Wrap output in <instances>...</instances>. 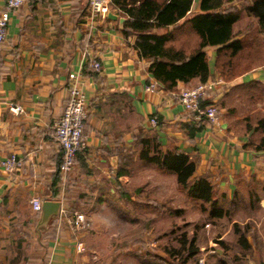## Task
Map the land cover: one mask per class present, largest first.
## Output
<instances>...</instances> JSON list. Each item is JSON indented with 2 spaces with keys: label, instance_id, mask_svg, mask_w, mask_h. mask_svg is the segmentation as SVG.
<instances>
[{
  "label": "crops",
  "instance_id": "0c3cea01",
  "mask_svg": "<svg viewBox=\"0 0 264 264\" xmlns=\"http://www.w3.org/2000/svg\"><path fill=\"white\" fill-rule=\"evenodd\" d=\"M3 5L0 0V8ZM86 6L87 0H25L9 10L6 36L0 42V159L13 152L20 163L10 172L0 165V264H92L94 251L86 250L85 232L70 226L68 211H82L90 227V222L109 224L97 218L103 211L124 212L119 217L129 220L136 219L128 215L140 206L177 210L175 174L138 156V138L151 132L163 150L186 152L195 161L194 174L206 176L217 196L225 195L228 214L209 218L216 222L226 218L229 223L223 231L212 230L207 239L222 247L210 245L213 251L206 252L203 264H264V150L244 146L246 134L228 126L223 107H218L216 121H203L189 136V112L178 102L177 93L199 80L179 81L175 89L165 90L148 71L149 60L138 55L134 35L123 34L122 13L112 9L115 18L107 13L89 26ZM197 10L194 0L187 14ZM242 17L253 19L245 9ZM206 53L207 80L216 79L213 48L207 47ZM92 59L100 62V70L83 71L86 147L78 151L66 183L60 179L53 184L61 149L52 124L68 99V73ZM253 78L264 81V63L233 82ZM152 81L155 87L145 90ZM227 83L231 82L222 80L218 85L224 89ZM218 85L206 102L223 94ZM11 105L23 110L15 113ZM152 115L157 118L154 125L149 122ZM144 171L173 175L174 188L168 194L159 187L145 192L138 185L130 188L128 182L145 178ZM32 196L60 201L59 214L39 235L34 229L39 212L31 209ZM233 198L234 204L229 203ZM233 223L244 234L248 244L244 250L223 248L226 242L240 246ZM77 240L83 242V251L76 250Z\"/></svg>",
  "mask_w": 264,
  "mask_h": 264
},
{
  "label": "trees",
  "instance_id": "16d2710c",
  "mask_svg": "<svg viewBox=\"0 0 264 264\" xmlns=\"http://www.w3.org/2000/svg\"><path fill=\"white\" fill-rule=\"evenodd\" d=\"M193 1L111 0V9H118L125 17L121 28L123 34L134 35L133 46L138 55L149 60L148 71L165 90L175 89L179 81L186 83L197 78L204 82L208 79L210 69L207 47L213 48V67L218 77H222L225 82H232L255 67L250 61L254 58L251 55L260 44L264 45V39L257 36L264 32V0H246L243 6L247 14L255 20L256 36L234 30L235 23L240 19L241 8L238 4L227 5L230 0H198V10L187 14ZM248 50L250 54L244 56ZM242 65L244 67L240 69ZM82 70L95 74L100 69L94 70L84 64ZM242 98L250 100L251 103L260 101L262 112L253 116V119L247 113L242 114L234 103V99L238 101ZM215 104L224 108L223 116L229 127L246 134L245 147L264 150L263 80L253 78L234 82L225 89ZM188 112L190 118L187 134L191 136L207 119H196L194 112ZM138 141L139 158L161 171L174 173L178 190L184 192L198 209L206 212L208 217L228 214L225 195L217 196L214 185L206 176L194 174L195 161L186 152L177 148L163 150L154 132L140 136ZM60 159L52 179L53 184L60 181ZM234 198L229 203L234 204ZM233 229L238 235L240 246L247 248L244 234L239 232L236 223H233ZM194 242L195 236L188 240L185 236L180 239L181 248L176 250L179 255L176 256L181 264L196 255L198 249Z\"/></svg>",
  "mask_w": 264,
  "mask_h": 264
},
{
  "label": "rangeland",
  "instance_id": "374dc122",
  "mask_svg": "<svg viewBox=\"0 0 264 264\" xmlns=\"http://www.w3.org/2000/svg\"><path fill=\"white\" fill-rule=\"evenodd\" d=\"M245 2L246 0H238L237 2L241 11ZM236 29L243 33H249V36L250 34L255 35L256 32L254 20L247 17L238 20ZM257 36L264 39V32ZM249 54L250 50L245 51L244 56ZM251 58L253 59H250V61L254 66L262 65L264 63V45L260 44L257 51L251 55ZM243 67V65L240 66V69H243ZM221 79L225 81L222 77ZM232 83L234 82L227 83L224 89L223 85H218V87L222 86V92H224ZM234 103L240 109V112L242 114L247 113L250 119L262 112L260 101L251 103L250 100L242 98L238 101L234 99ZM144 172L145 174H142L146 176L145 178L141 180L132 179L128 182V186L133 188L138 185L137 188L140 192H145L147 188H151L152 191L154 188L159 187L161 190L166 189V194L175 186L173 175ZM150 193L152 194V192ZM165 193H163L164 196ZM173 199L178 203L179 208L177 210H161L155 205L140 206L137 209L134 208L131 215H128V217L132 218L131 216H133L136 219L124 220L119 217L124 216L126 214L124 212H118V215L108 211L97 213L98 219H104L109 224L107 226L102 224L95 226L90 222V227L81 229L86 234L83 239L86 242V250L88 248L93 250V255L96 256L92 260V264L93 262L95 264H145V262L181 264L180 259L176 256L178 255L176 250L181 248L180 239L184 236L187 240L195 236L194 244L198 249L196 255L184 264H200L198 262L199 258L205 259L206 252L213 251L210 249L212 245L222 247L218 243H208L207 239L211 236L212 230L223 231L229 220L223 218L222 221L216 222L210 219L205 215V212L203 213L198 209L194 202H188L180 190ZM72 212L73 210L66 212L67 216L69 217ZM254 214L257 215V213ZM213 236H217V233H213ZM199 244L201 245L200 248L198 247ZM225 244L223 246L224 250L241 251L245 249L242 246L238 248L233 243L226 242Z\"/></svg>",
  "mask_w": 264,
  "mask_h": 264
},
{
  "label": "built area",
  "instance_id": "2783aa9c",
  "mask_svg": "<svg viewBox=\"0 0 264 264\" xmlns=\"http://www.w3.org/2000/svg\"><path fill=\"white\" fill-rule=\"evenodd\" d=\"M25 0H3L4 5L0 8V42L6 36L9 20V10L18 7ZM111 0H87L86 18L89 26H92L98 16H105L111 11ZM88 66L94 70L100 69V62L97 59L89 61ZM82 64L77 69L68 73L69 94L62 113L52 124V135L60 146L61 159L59 164L60 179L64 184L70 170L73 167L75 156L78 151L86 147V140L83 133L84 119L86 116V98L83 90ZM222 79L216 78L197 82L194 85L181 88L177 93V100L186 110L192 111L196 119L205 117L213 122L217 120L219 109L214 100L206 102L209 93L214 91ZM156 85L155 81L145 86V90H152ZM204 102V103H203ZM11 111L18 113L23 109L19 105H11ZM155 115L149 117L150 124H156ZM20 159L16 153H9L0 159V165L8 172L13 171L19 165ZM42 199L39 196H32L29 200L31 209L39 212ZM68 222L73 230H81L87 227L88 222L82 211L74 210L68 217ZM77 251L84 250L81 240L75 242ZM200 264L204 259L199 258Z\"/></svg>",
  "mask_w": 264,
  "mask_h": 264
},
{
  "label": "water",
  "instance_id": "95a60500",
  "mask_svg": "<svg viewBox=\"0 0 264 264\" xmlns=\"http://www.w3.org/2000/svg\"><path fill=\"white\" fill-rule=\"evenodd\" d=\"M108 17L115 18L116 15L109 12ZM122 21L125 18H120ZM60 201L54 199H43L39 210V216L35 225V232L37 235L47 227L51 218L59 214Z\"/></svg>",
  "mask_w": 264,
  "mask_h": 264
}]
</instances>
